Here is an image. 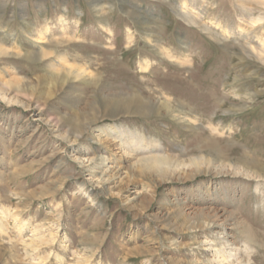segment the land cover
<instances>
[{"label":"rangeland","instance_id":"1","mask_svg":"<svg viewBox=\"0 0 264 264\" xmlns=\"http://www.w3.org/2000/svg\"><path fill=\"white\" fill-rule=\"evenodd\" d=\"M0 46V264H264V0H0Z\"/></svg>","mask_w":264,"mask_h":264},{"label":"bare ground","instance_id":"2","mask_svg":"<svg viewBox=\"0 0 264 264\" xmlns=\"http://www.w3.org/2000/svg\"><path fill=\"white\" fill-rule=\"evenodd\" d=\"M0 52L5 53L1 46H0ZM166 57H168L170 59L173 58L172 56H168V54H167ZM62 66H64V65L62 64ZM65 66H64V70H66L65 75L72 74V72L74 71L73 68H71L69 66H66V67ZM149 66H150V64H149L148 61L145 62L144 64H142L140 66V69H141L142 73H147L148 70H149ZM87 72H88L87 69H84V67H79L78 66V69H76V73H77L78 76H83V75L87 74ZM88 78H91L90 75H88ZM133 99L134 98H131V97L128 98V99H125V98L122 99L121 98L120 100H116V101L114 100L113 102L121 104V105H128L129 106L130 104H134L135 103V101ZM143 108H144L143 111H145L146 114H153V113H156L157 111L162 110L164 108L167 111L171 110L170 107H169V104L167 102L162 103V104H158V105L157 104L152 105L150 102H145V104H143ZM182 120H184L186 122V117H184ZM115 129L117 131L119 130L117 128H115ZM118 132H119V134H121V138L122 139L129 138L131 140V144L130 145H128V144L126 145V148L128 150H130L132 148L133 149H138V150H143V152H145L147 155H151L152 158H150V161L161 163V161L162 162H166V160H167V162H168V159L164 155L163 156L161 155L162 154V152H161L162 149L157 144H155V143H153L151 141L145 140V138H143L141 135H139L137 133H131V132L127 133L125 131H118ZM194 161H198V163L199 162L202 163V161H206V162H204L206 165L211 163L210 161H207L205 159H201V160L197 159V160H194ZM219 254H221V252ZM222 254H225V253L223 252ZM225 255H227V254H225ZM231 257L232 256H230V258Z\"/></svg>","mask_w":264,"mask_h":264}]
</instances>
